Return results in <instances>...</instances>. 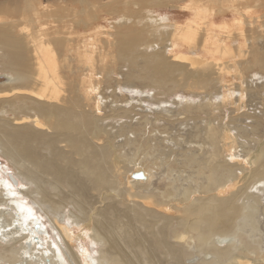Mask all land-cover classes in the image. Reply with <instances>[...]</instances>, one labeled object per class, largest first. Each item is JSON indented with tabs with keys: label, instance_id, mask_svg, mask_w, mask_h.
Returning <instances> with one entry per match:
<instances>
[{
	"label": "bare ground",
	"instance_id": "obj_1",
	"mask_svg": "<svg viewBox=\"0 0 264 264\" xmlns=\"http://www.w3.org/2000/svg\"><path fill=\"white\" fill-rule=\"evenodd\" d=\"M248 1L193 0L195 18L185 24L172 23L171 33L164 35L173 51L158 49L148 55L139 51L146 38L138 33L134 37L120 33L100 51L98 45L74 48L66 34L49 33L44 20L56 13L44 9L41 0H12L3 7L9 16L0 14V76L4 77L0 79V154L16 176L0 175V264H264V137L254 147L240 150L239 136L230 133L238 118L220 125L213 122L215 116L203 120V142L196 141L202 139L200 129L190 143H198L199 155L190 149L179 162L182 172L192 171L185 178L189 185L178 192L179 179H171V190L156 196L149 191L153 168L139 160L138 153L129 159L122 156L123 145L116 143L118 136L130 133L131 124H121L114 135L102 126L109 117L129 119L135 112L115 100L109 114L102 113L110 98L105 97L101 83L114 90L118 59L133 64L140 56L147 61L142 75L127 74L126 84L140 79L170 93L180 89L205 92L221 80L233 67L224 56L235 54L227 40L245 36L241 24L245 20L215 22L212 27L200 18L210 12L206 2L218 14L227 9L241 15L239 5ZM185 48L188 52H182ZM242 52L241 56L249 53ZM249 55L251 63L243 68L246 73L256 67L263 70L264 54L254 49ZM99 63L101 80L94 79ZM87 70L90 76L81 82L75 79L76 72ZM239 95L243 102L244 94ZM212 102L196 108L187 105L186 112L213 111ZM257 124L255 132L263 122ZM131 141L135 142L127 136L124 143L127 146ZM172 150L166 154L168 159ZM50 191L57 192L55 197ZM69 206L83 216L67 211ZM62 208L66 214L58 215ZM72 226L79 230L74 232ZM86 234L92 246L100 247L95 257L76 245Z\"/></svg>",
	"mask_w": 264,
	"mask_h": 264
},
{
	"label": "rangeland",
	"instance_id": "obj_2",
	"mask_svg": "<svg viewBox=\"0 0 264 264\" xmlns=\"http://www.w3.org/2000/svg\"><path fill=\"white\" fill-rule=\"evenodd\" d=\"M11 1L12 0H0V14L1 15H4V12H5V15H8L6 11H2V9L4 6H8V4L11 3ZM88 1L90 4L89 3L82 4L81 0L80 1L79 0H41L44 9H49L53 11L54 14L56 13L55 17L54 15H52V18L44 20V23H48L46 28L49 30V33L54 34L55 33L54 31L56 30V32L60 35L66 34V39L70 41L72 39L71 43L74 46V48H81V50H83V48L91 49L92 45H98L99 51L102 48L104 49L108 48L106 46L108 42L112 41V43H114L116 41L115 36H117L120 33L131 34L133 37L137 35L136 33H138V35L139 34L144 35L146 38V41L139 44L141 47V49H139L140 47L138 48L140 52L144 54L147 53L148 55L149 53L151 54L154 51H158V49L159 50L167 49V52L170 53L173 50L172 48H170L169 42H167V40L164 41L165 40L164 38L167 37L164 35H166L167 33L170 34L172 31V29L169 26L172 27L171 25L172 23L173 24L174 23L185 24L187 20L189 19L193 20V18H195V16L197 15L196 9L192 7L193 0H88ZM248 3L249 4L247 5L242 4L241 7L239 5L240 12H241V15H239L237 11H234V10L227 11V9H224L226 10L224 11V13L218 14V11L214 8V6H211L210 3L206 2V7L210 9V12H207V13H209L210 15L209 14L202 15V17L200 18L201 21L213 27V24H215V22H219V24L221 22H225V23L228 22L230 24H234V21L237 19L242 20V22L245 20V22L241 23L243 25L242 27L244 29L245 36H242L243 38L234 37L232 38L234 40L232 39L227 40L229 47L232 48L235 54H233L230 57L224 56V60L230 61L229 63L232 62L233 64L231 65H233V67L229 69L222 76L223 78H221V80L219 79L218 81L213 83L214 85L212 84L207 91L205 92L203 91L204 93L200 91L187 92L183 89L170 93V92H167L164 88L157 87L158 88L157 89L156 86L151 85L148 82L140 81V79H135L134 81H132L131 84H126L125 78L127 77V74L138 76L141 73L142 75L144 66L147 65L146 63L147 61H145L140 56L138 57L139 59L136 61V63H133V64L123 59L116 60L117 62H115V64L117 65L114 66L115 73L113 75V80H112L114 90L110 88H106L105 82L101 83V89L106 88L105 90L102 89L103 93L105 92L104 93L105 97L108 95L106 98L108 99L110 98L109 101L107 100L108 102H106L105 100V103H107V107L103 106V110H102L103 115L109 114L111 105L113 104L115 100L118 101L117 102L118 105L122 103L120 105L122 108L127 106V107L132 108L133 111H135L131 113L130 116L132 118L130 117L129 119L122 118V117L120 119L109 117L108 119L104 120V123H102V126L105 130H108V132H112L113 135L115 134V132H118V130L121 129V124L123 125L131 124V127L129 125H128L129 127H127L130 133H131L130 128L134 127L135 129L134 131L136 132L131 133V134L129 133L127 136L131 138V140L133 139V141L135 142L131 141L129 145L126 146L124 142L127 136L126 137L118 136L116 143L117 145L118 144L123 145L122 146L123 147L122 156H127V158L129 159L132 157L133 153H138L140 156L139 160L142 159L141 161L145 162V164L148 163L149 166L153 168V172L155 175L152 180L153 183L151 182L149 191H154L152 193L156 196L160 195L162 192L166 191L167 189L171 190V186H170L171 179H172V182L175 180V178L179 179V180L178 179L175 180V181L178 180V182H176L177 183L176 190L178 192H182L183 189L189 185V181L186 182L185 178H186V175L190 174L192 171L189 169L187 173L181 171L182 170L181 163H182V160L184 159L183 152H188V150L191 149L195 151L194 153L198 154V151H199L198 149L199 145H197L198 143H195L194 145L190 143H192V141H195L194 134L200 131V129L203 131L202 132L203 135L201 136L202 139L200 138L199 140H196V141L203 142V138H204V134L206 130L205 129L206 122L203 120L209 119L211 117L214 118L215 116V119H213L214 120L213 122L214 123L218 122L220 125L221 122L229 123L230 119L238 118L235 121L236 123H235L234 128H233L234 123H232V126L230 127V133L232 135L234 134L233 136H236V137L239 136L237 137V141L239 140L238 144L241 145L240 150H244L245 147H248V148L254 147L257 144V140L259 143L261 141L260 140L261 136L264 137V105H263L264 104V80H263L264 79V69L262 70L256 67L254 69H251L253 72L249 70L247 73L243 69L244 66L251 63V56L249 54L252 52V50L257 49L259 53L264 54V33H263L264 32V0H249ZM66 8H69V10H67ZM184 9H187L188 11L183 12ZM84 10H86V12ZM205 13H206V9H205ZM10 15L12 16L11 13ZM12 17L14 19L21 20V17H19L18 15L14 14ZM156 19L158 20V23L156 22ZM162 20L163 22H161ZM201 21H198V23L200 24ZM56 27L58 28L61 27L62 29L59 28L60 29L59 30ZM132 30L134 32H132ZM211 32L215 34L217 33L216 30L213 28L211 29ZM147 35H148V39L146 37ZM89 44H90V47H89ZM185 49L182 50V52H188L187 51L188 49L187 48ZM111 50H117V49L111 48ZM240 50L248 51L249 53L247 52L248 55L243 54V56H241V53L243 52ZM2 53L3 52L1 51L0 52V65H1ZM239 56H240V59H239ZM95 59H96V56H95ZM245 60H246V64H245ZM243 62L244 64H242ZM74 63L77 64L76 61H74ZM124 63H126L127 65ZM100 67H102V65H100L99 63L98 64L99 69L97 70V73L94 79L101 80L100 79L101 76L103 77V74L100 72V69H101ZM239 67L242 68L243 70L241 69L242 70L241 71ZM240 71L242 73H240ZM244 71L248 76L246 74H244V76L241 75L244 73ZM0 73H3V72L0 71ZM91 74L92 72L88 70L85 71L84 73L76 72L75 79L81 82L85 78L86 75L90 76ZM244 90L246 92H244ZM240 93L244 94L245 96L244 97L245 100L243 102H239ZM227 94L229 96H227ZM225 96L228 98H226L224 101L223 97ZM230 97L232 98L230 99ZM111 99L113 100L111 101ZM211 102H212L213 111L207 108V110L205 109L204 111H200V112L198 111L186 112L187 105L193 106L194 108H196L200 106L201 107L207 106V104ZM241 107H243V109ZM166 108L167 110H169V112L165 110ZM239 111H243L245 113L239 112ZM12 115H9V117L13 118ZM120 115H122V113H120ZM241 115L246 116V117H242ZM193 118L198 119V120H194ZM200 119L202 121H200ZM169 120L170 122H168ZM257 121L263 122V126L260 127V129L256 130L255 132L253 130V127H256L258 125ZM218 123H216L215 125H218ZM195 126H198V128ZM144 127L147 130L146 129L143 130ZM236 128L239 131L240 130L241 131L237 132ZM245 133H247L250 138L249 137L246 138ZM144 140H147V141H144ZM142 141L144 142L143 144L145 148L142 144ZM148 141L151 146L146 143ZM171 150L174 152L173 156L171 157L173 161L171 158L168 159L166 155V154H169ZM144 160H147V161H144ZM169 163L173 164L174 167L170 165ZM176 168L178 170H176ZM171 169L173 170L170 171ZM180 172L184 173L182 174L183 176L181 175ZM0 175L8 179H9V175L16 176L15 170L12 169L11 164L1 154H0ZM193 183L191 184V181H190L191 185H194ZM166 185H169V186H166ZM50 192L55 197L57 192L56 191H50ZM181 205L184 206L183 204ZM67 211H73L74 213L77 214L76 216H79V217L83 216V214L78 212L73 206H69ZM62 212L63 213L65 212L64 214H66V208L60 209V212L58 215L63 214ZM47 229H48L51 240L55 241L57 246L59 247V244L56 241L57 239L54 233L52 232L51 228L47 226ZM77 229L79 230V228L74 227L73 228L74 232H76ZM87 236L89 235L86 234V238H82L79 241H77L76 245L79 249L84 250L88 252L91 256L95 257L96 254H98L100 247L92 246L90 239L87 238Z\"/></svg>",
	"mask_w": 264,
	"mask_h": 264
},
{
	"label": "water",
	"instance_id": "obj_3",
	"mask_svg": "<svg viewBox=\"0 0 264 264\" xmlns=\"http://www.w3.org/2000/svg\"><path fill=\"white\" fill-rule=\"evenodd\" d=\"M4 77H2V75L0 76V79H3Z\"/></svg>",
	"mask_w": 264,
	"mask_h": 264
}]
</instances>
